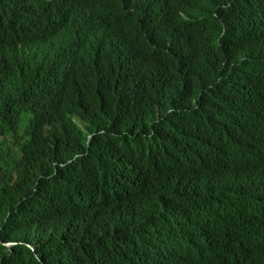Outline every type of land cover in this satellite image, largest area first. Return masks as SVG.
I'll return each instance as SVG.
<instances>
[{"label": "trees", "instance_id": "16d2710c", "mask_svg": "<svg viewBox=\"0 0 264 264\" xmlns=\"http://www.w3.org/2000/svg\"><path fill=\"white\" fill-rule=\"evenodd\" d=\"M0 264H264V0H0Z\"/></svg>", "mask_w": 264, "mask_h": 264}, {"label": "water", "instance_id": "95a60500", "mask_svg": "<svg viewBox=\"0 0 264 264\" xmlns=\"http://www.w3.org/2000/svg\"><path fill=\"white\" fill-rule=\"evenodd\" d=\"M4 245H5L6 247L11 248V247L15 246L16 243H7V244H4Z\"/></svg>", "mask_w": 264, "mask_h": 264}, {"label": "bare ground", "instance_id": "6f19581e", "mask_svg": "<svg viewBox=\"0 0 264 264\" xmlns=\"http://www.w3.org/2000/svg\"><path fill=\"white\" fill-rule=\"evenodd\" d=\"M240 222V221H239ZM258 223V222H257ZM261 224V223H260Z\"/></svg>", "mask_w": 264, "mask_h": 264}, {"label": "rangeland", "instance_id": "374dc122", "mask_svg": "<svg viewBox=\"0 0 264 264\" xmlns=\"http://www.w3.org/2000/svg\"><path fill=\"white\" fill-rule=\"evenodd\" d=\"M81 123V122H80ZM82 124V123H81Z\"/></svg>", "mask_w": 264, "mask_h": 264}]
</instances>
